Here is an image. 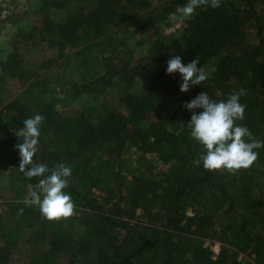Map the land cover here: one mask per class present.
<instances>
[{"label":"trees","instance_id":"trees-1","mask_svg":"<svg viewBox=\"0 0 264 264\" xmlns=\"http://www.w3.org/2000/svg\"><path fill=\"white\" fill-rule=\"evenodd\" d=\"M39 1L40 11L48 13L64 6L63 0ZM186 3L166 0L158 17ZM260 3L264 5V0H243L241 5L221 0L216 9L198 7L172 43L162 46L154 78L164 79L167 89L178 92L183 81L179 73L167 74L169 59L179 55L187 65L198 58V66L205 70L212 63L207 80L190 90L207 92L219 101L243 89L246 94L240 103L246 106L245 115L236 124L264 141V10L259 9ZM151 4L149 0H97L92 8L82 9L65 23L45 25L59 48L49 63L62 75L77 79L74 82H79L84 92H95L98 85L105 87L116 80L126 112L110 108L94 122L89 110L69 116L53 103L39 101L32 82L35 71L23 66L18 39L7 58L0 61V177L12 166L30 192L35 190L41 178H28L18 170L20 155L15 146L23 138L16 137L9 123L23 126L24 120L36 114L43 116L33 163L46 164L49 173L45 175L60 163L72 168L64 191L70 194L75 211L80 213L77 218L84 225V232L74 238L58 221L50 226V249L39 251L31 264H239L234 255L250 248L249 228L264 232V147L254 149L258 157L251 167L235 173L209 171L202 162L195 165L193 161L205 153L203 146L191 137L186 125L169 128L174 116L162 118L160 103L152 94H157L153 80L130 68L112 49L153 20L144 19L124 37L112 38L117 30L122 31L127 14L146 10ZM253 33L255 43L249 39ZM138 76L143 90L128 92ZM11 77L19 80L22 89L4 101L6 91L1 84ZM152 113L155 119L142 127ZM146 143L162 147L161 160L169 167L159 176L128 179L121 170L122 155L129 144L141 147ZM139 210L148 221L144 227L130 223ZM6 213L0 219V264H10L26 226L41 228L43 235L52 223L38 205L22 200L10 204ZM215 242L221 243L217 257L211 249ZM260 247L264 241L258 250V262L264 264Z\"/></svg>","mask_w":264,"mask_h":264},{"label":"rangeland","instance_id":"rangeland-1","mask_svg":"<svg viewBox=\"0 0 264 264\" xmlns=\"http://www.w3.org/2000/svg\"><path fill=\"white\" fill-rule=\"evenodd\" d=\"M149 1L152 4L148 9L132 15L127 14L126 22L121 27L122 31L117 30L112 38L124 37L127 33L133 31L144 19L152 18L153 20L137 33L128 37L123 44L117 43L112 49L115 51L116 56L124 57V61L127 62L125 63L130 68H135L137 71L140 70L153 80L152 82H154L157 94L154 91L152 94L153 96L156 95V101L160 103L162 118L167 119L174 116V120L169 125V128H174L180 123L188 127L187 123L191 119L192 112L186 109L184 105L194 99L199 92L195 93L192 90L186 93L170 91L165 87V80L155 79L154 75L157 72L156 59L163 51L162 46L170 45L195 14L189 19H182L177 9L185 4H179L175 5L170 13L160 18L158 17L161 13L160 6L166 0ZM230 1L241 5L243 0ZM62 2L64 5L62 8H54L48 13L47 11H40L39 0H0V10L2 11L0 15V27L4 23L9 22V28H11L6 29L5 38L3 41L0 40L1 45L3 44V48L0 46V57L4 56L2 53L3 49L9 54L14 47V40L18 39L20 42L18 44L20 47L19 57L25 64L23 66L27 69L30 66L35 71V77L32 79V82L36 84L37 89L35 93L39 101L53 103L59 112H65L64 114L71 116L79 114L82 110H89L94 122L100 121V117L110 108H117L126 112V108L121 102L122 91L117 88L118 84L116 80L111 85L109 84L105 87L101 84L98 85L95 92L94 89L93 91L88 89L84 92L81 84L74 82L77 79H73L69 75H62L57 71L54 63H49L51 59L58 55L59 48L54 45L52 33L46 30L45 25L47 23H65L72 15L77 14L82 9L92 8L97 0H63ZM258 7L261 11L264 10L263 3H260ZM14 28L15 30H12ZM0 34L2 35L1 30ZM249 39L252 43L256 42L254 33L249 36ZM117 61L116 58L115 63ZM205 71L208 75H211L212 63H209ZM131 72L132 74L135 73L134 71ZM136 74L139 75V73ZM1 86L6 91L3 95L4 101L12 99L22 89L16 77L8 78ZM127 90L130 93H140L143 90L142 78L136 77L129 84ZM197 110L203 111L202 109ZM149 116L148 119L140 124L142 127H147L149 122L155 119V114L152 113ZM9 126H12L15 134L23 127L11 122ZM16 137L19 138L17 135ZM162 153L163 149L160 146L146 143L141 147H136L129 144L120 160L123 175L128 179H132L134 176L146 177L148 174L159 176L160 171H165L169 167L168 164L162 162ZM29 193L30 187L28 184L20 180L14 167L7 166L0 177V219L6 217L10 204L19 200L25 201L26 198H30ZM187 211L188 214H191L192 208L189 207ZM79 215L80 213L75 211L74 215L67 219L52 220V223L45 227L43 235L40 233L42 231L41 228L26 226L27 228L23 229L20 244L13 252L10 264H31V262H34L39 251L42 252L50 249V239L47 234L50 231L52 232L50 226L57 223V221L72 234V238L79 237L84 232V225L77 218ZM236 215L239 217V214ZM26 223L28 222H24L23 225H27ZM130 223L131 225H140L139 227L148 225V221L142 217V211L140 210L137 212V217L131 219ZM254 227L249 228L252 233L250 248L243 251L237 250L234 255L237 259L243 255L244 259L250 257L255 261H260L258 250L260 243L264 241V232H260L258 231V227ZM45 231L47 232L46 235ZM256 235L263 237V239H256ZM260 249L262 251L264 247H260ZM220 250L218 253L213 251L215 257L220 253Z\"/></svg>","mask_w":264,"mask_h":264},{"label":"clouds","instance_id":"clouds-1","mask_svg":"<svg viewBox=\"0 0 264 264\" xmlns=\"http://www.w3.org/2000/svg\"><path fill=\"white\" fill-rule=\"evenodd\" d=\"M202 5L216 9L221 6V0H187L177 12L182 19H189ZM198 65H200L198 58L185 65L181 57L176 55L167 61L166 72L170 75L180 74L183 81L180 91L186 93L190 86L201 85L208 78L205 69ZM245 94L241 89L230 94L227 100L217 101L207 92H201L184 105L192 112L187 123L191 130L190 135L205 150L199 159L193 161L195 165L202 162L206 170H227L235 173L251 167L257 160L258 152L254 149L264 147V141L256 140L246 126L236 124V121L244 119L246 106L240 103V98ZM197 109L203 111L197 113ZM43 120V116L36 114L24 120L23 127L16 133L19 138H23L22 142L15 146L20 155L18 170L28 178H41L35 185V190L29 193L30 198H26L24 203L38 205L42 215L48 220L67 219L75 213L74 202L70 194L64 191L68 187L72 168L60 163L49 175H45L49 173L48 166L33 163ZM20 211L22 213L23 209Z\"/></svg>","mask_w":264,"mask_h":264},{"label":"built area","instance_id":"built-area-1","mask_svg":"<svg viewBox=\"0 0 264 264\" xmlns=\"http://www.w3.org/2000/svg\"><path fill=\"white\" fill-rule=\"evenodd\" d=\"M221 248V244L219 242H215L212 246L211 249L215 252L218 253ZM241 255L237 260L239 261V264H262L259 263L258 261H255L253 258L247 257L244 259Z\"/></svg>","mask_w":264,"mask_h":264},{"label":"crops","instance_id":"crops-1","mask_svg":"<svg viewBox=\"0 0 264 264\" xmlns=\"http://www.w3.org/2000/svg\"><path fill=\"white\" fill-rule=\"evenodd\" d=\"M9 22H6V23H4L3 25H1V32H2V35L0 34V40H2L3 41V39L5 38V32L7 31L6 29H11V28H9V24H8ZM13 26V25H12ZM11 26V27H12ZM147 29V28H146ZM12 30H15V28L14 29H12ZM0 46L3 48V44L1 45V43H0ZM2 53L4 54V56L3 57H0V60L1 61H4L6 58H7V56H8V52L7 51H5L4 49L2 50ZM2 73V72H1Z\"/></svg>","mask_w":264,"mask_h":264}]
</instances>
